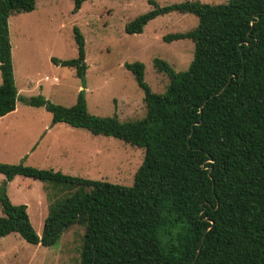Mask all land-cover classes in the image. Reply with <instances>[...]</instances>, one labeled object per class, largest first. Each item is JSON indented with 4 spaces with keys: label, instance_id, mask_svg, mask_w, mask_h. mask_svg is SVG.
<instances>
[{
    "label": "trees",
    "instance_id": "trees-1",
    "mask_svg": "<svg viewBox=\"0 0 264 264\" xmlns=\"http://www.w3.org/2000/svg\"><path fill=\"white\" fill-rule=\"evenodd\" d=\"M37 0H0V118L15 110L8 18L33 11ZM87 0H73L75 11ZM153 8L125 26L140 34L155 17L191 14L197 26L169 34L189 40L193 56L175 72L164 60L153 66L168 77L163 93L144 81V65L125 64L143 91L146 113L122 122L87 111L84 90L63 107L38 95L23 99L44 107L52 123L112 137L144 151L130 186L64 175L53 169L0 163V238L54 246L75 225L84 228L79 264H264V0L223 4L184 1ZM75 59L51 61L86 72L84 39L73 28ZM42 182L50 200L38 235L25 205L6 193L15 177Z\"/></svg>",
    "mask_w": 264,
    "mask_h": 264
},
{
    "label": "rangeland",
    "instance_id": "rangeland-1",
    "mask_svg": "<svg viewBox=\"0 0 264 264\" xmlns=\"http://www.w3.org/2000/svg\"><path fill=\"white\" fill-rule=\"evenodd\" d=\"M184 1L215 5L228 0H87L76 11L73 0H37L33 11L10 16L8 35L19 100L13 112L0 118V163L130 186L144 157L141 148L52 123L44 107L28 106L22 100L41 95L53 104L70 107L84 90L91 115H116L122 122L143 118V91L124 65L142 63L144 81L152 92L163 93L169 80L157 72L153 60H164L175 72H182L193 56L191 41L168 43L163 37L189 32L198 20L191 14L171 12L149 21L140 34L125 33V26L150 11V2L162 7ZM75 27L84 39L83 80L76 77L75 69L51 61L76 58ZM4 180L0 174V184ZM6 193L12 204L27 207L29 221L40 235L50 204L45 185L17 176L7 183ZM83 234L82 226H72L51 247L32 245L9 234L0 238V264H79Z\"/></svg>",
    "mask_w": 264,
    "mask_h": 264
},
{
    "label": "water",
    "instance_id": "water-1",
    "mask_svg": "<svg viewBox=\"0 0 264 264\" xmlns=\"http://www.w3.org/2000/svg\"><path fill=\"white\" fill-rule=\"evenodd\" d=\"M202 243H203V240H201V243H200V245H199V247H198V249H197L196 255H195L193 261H192L190 264H194V262L196 261V259H197V257H198V254H199V251H200V249H201Z\"/></svg>",
    "mask_w": 264,
    "mask_h": 264
}]
</instances>
